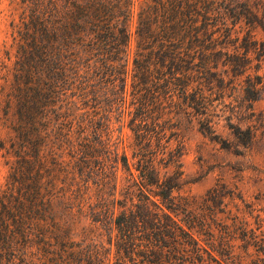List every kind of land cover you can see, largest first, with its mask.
Here are the masks:
<instances>
[{
    "label": "trees",
    "instance_id": "16d2710c",
    "mask_svg": "<svg viewBox=\"0 0 264 264\" xmlns=\"http://www.w3.org/2000/svg\"><path fill=\"white\" fill-rule=\"evenodd\" d=\"M9 1L0 264H241L238 240L262 260L254 204L220 184L174 195L166 170L180 120L254 139L230 120L256 122L264 94V0Z\"/></svg>",
    "mask_w": 264,
    "mask_h": 264
},
{
    "label": "rangeland",
    "instance_id": "374dc122",
    "mask_svg": "<svg viewBox=\"0 0 264 264\" xmlns=\"http://www.w3.org/2000/svg\"><path fill=\"white\" fill-rule=\"evenodd\" d=\"M139 2L140 0H135V8ZM14 9L9 0H0V58L4 47L10 44L9 23L16 14ZM134 22L133 20L130 25L131 32L134 31ZM262 67L264 74V62ZM253 110L256 121L253 124L230 120L234 126L242 129L253 125L255 137L248 145L238 143L224 118L214 120L216 141L203 135L195 123L180 120L177 127L172 129L175 135L170 142L171 148L178 153L177 163L166 170L169 174H181L180 187L174 195L198 199L216 184H220L228 192L242 196L245 202L254 204L256 208L252 215L248 208H240L250 229L257 228L253 216L259 215L264 220V94L253 104ZM131 143V134L124 127L122 152L128 156L131 154ZM7 170L4 159L0 157V185L4 183ZM236 201L242 205L237 199ZM229 209L236 213L235 208ZM261 231L264 232V224ZM234 253L241 259V264H264V255L261 256L262 260H255L254 248L245 250L239 240L235 242Z\"/></svg>",
    "mask_w": 264,
    "mask_h": 264
}]
</instances>
